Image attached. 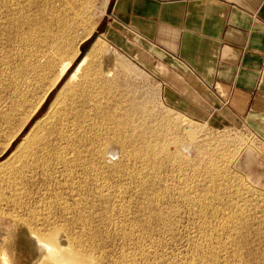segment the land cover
<instances>
[{
  "label": "rangeland",
  "instance_id": "374dc122",
  "mask_svg": "<svg viewBox=\"0 0 264 264\" xmlns=\"http://www.w3.org/2000/svg\"><path fill=\"white\" fill-rule=\"evenodd\" d=\"M111 1L104 8L106 0H0V209L20 215L48 210L50 218L60 221L62 209L70 207L66 209L69 218L87 222L85 229L72 226L71 233L85 234L83 244L98 264H264V190L251 184L237 168L244 147L256 145L253 135L243 125L201 119L173 104L162 80L105 35ZM94 23L96 29L83 40ZM98 38L103 40L102 54L88 58L83 67L93 71L94 81L84 86L83 72L69 81ZM71 59L69 70L42 102L62 64ZM63 87L67 95L72 92L75 97L69 95L70 101L64 92L60 109L57 106L54 113L49 112ZM110 111L132 121L137 131L151 133L148 136L160 152L157 166L150 168L142 161L143 154L141 161L131 158L140 149L131 143L123 149L114 145V156L89 160L95 145L113 140L117 129L105 118ZM60 114L62 119H58ZM40 134L44 139L37 145L35 135ZM97 135L102 139H96L100 138ZM31 141L34 150L37 145L36 165L14 175L17 165L13 159L21 150L25 156ZM43 143L50 147L47 152ZM70 145L72 149L81 147L85 156L77 166L67 167L57 161L61 148ZM85 149L90 150L88 154ZM50 151L55 153L53 158ZM44 160L46 168L41 166ZM160 213L162 220L157 218Z\"/></svg>",
  "mask_w": 264,
  "mask_h": 264
},
{
  "label": "crops",
  "instance_id": "0c3cea01",
  "mask_svg": "<svg viewBox=\"0 0 264 264\" xmlns=\"http://www.w3.org/2000/svg\"><path fill=\"white\" fill-rule=\"evenodd\" d=\"M105 35L179 108L245 126L237 168L264 190V0H112Z\"/></svg>",
  "mask_w": 264,
  "mask_h": 264
},
{
  "label": "bare ground",
  "instance_id": "6f19581e",
  "mask_svg": "<svg viewBox=\"0 0 264 264\" xmlns=\"http://www.w3.org/2000/svg\"><path fill=\"white\" fill-rule=\"evenodd\" d=\"M17 1V0H16ZM35 1H37V0H35ZM56 1V0H55ZM75 1V0H74ZM12 2H15V1H12ZM34 2V1H33ZM38 2H39V0H38ZM37 2V3H38ZM47 2V1H46ZM51 2V1H50ZM77 2V1H76ZM29 3H30V1H29ZM36 3V2H35ZM60 3V2H59ZM70 3V2H69ZM107 3H108V0H106V2H105V4H104V8H106V5H107ZM20 4V3H19ZM39 4V3H38ZM21 5V4H20ZM57 5V4H56ZM60 5V4H59ZM58 6V5H57ZM86 6H87V4H86ZM19 7V6H18ZM24 7V6H23ZM23 7H21V13L23 12L22 11V8ZM32 7V6H31ZM34 7V6H33ZM90 7V6H89ZM28 8V7H27ZM50 8V7H49ZM103 8V9H104ZM17 9H19V8H17ZM31 9V8H30ZM36 9V8H35ZM55 9H56V7H55ZM24 10V9H23ZM52 10V9H51ZM28 11H30V10H28ZM105 11V10H104ZM17 12V11H16ZM20 12V11H19ZM18 12V13H19ZM32 12H34V11H32ZM44 12V11H43ZM25 13V12H24ZM49 13H51V12H49ZM17 14V13H16ZM26 14H28V13H26ZM33 14V16H34V13H32ZM55 14V13H54ZM76 14V13H75ZM37 15V14H36ZM80 15V14H79ZM78 15V16H79ZM27 16V15H26ZM39 16V15H38ZM46 16V15H45ZM44 16V17H45ZM13 17H15L14 15H13ZM19 17V16H18ZM27 17H30L29 15L27 16ZM17 18V17H16ZM31 18V17H30ZM49 18V17H48ZM56 18V16L54 17V19ZM28 19V18H27ZM34 19V18H33ZM40 19V18H39ZM59 19V18H58ZM61 19V18H60ZM64 19V18H63ZM62 19V20H63ZM21 20V19H20ZM31 20V19H30ZM53 20V19H52ZM11 21H13V20H11ZM17 21V20H16ZM22 21V20H21ZM27 21H29V20H27ZM31 21H33V20H31ZM44 21V20H43ZM58 21V20H57ZM24 22H25V18H24ZM30 22V21H29ZM34 23H36L37 21L35 20V21H33ZM41 22V21H40ZM51 22V21H50ZM15 23V22H14ZM13 23V24H14ZM31 23V22H30ZM38 23H39V21H38ZM45 23V22H44ZM48 23V22H47ZM11 24H12V22H11ZM18 24V23H17ZM22 24H23V22H22ZM32 24V23H31ZM37 24V23H36ZM35 24V25H36ZM43 24V23H42ZM59 24V23H58ZM62 24V23H61ZM26 25H27V23H26ZM25 25V26H26ZM34 25V24H33ZM97 23L95 24L94 23V25L93 26H91V29H90V31H89V33L87 34V36H85L84 37V39L83 40H86V39H88L89 37H90V35L93 33V31L96 29V27H97ZM13 26V25H12ZM19 26V25H18ZM44 26V25H43ZM46 26H47V24H46ZM56 26V25H55ZM58 26V25H57ZM11 27V26H10ZM22 27H24L23 25H22ZM28 27V26H27ZM39 27H41V26H39ZM45 27V26H44ZM19 28V27H18ZM51 28V27H50ZM6 29V28H5ZM14 29V28H13ZM12 29V30H13ZM15 29H17V28H15ZM21 29V28H20ZM33 29V28H32ZM36 28H34V30H35ZM49 29V28H48ZM23 30V29H22ZM62 30V29H61ZM13 31H15V30H13ZM17 31V30H16ZM32 31V30H31ZM43 31V30H42ZM59 31H60V29H59ZM64 31V30H63ZM21 32V31H20ZM33 32V31H32ZM3 33V32H2ZM24 33H27V32H24ZM37 33V32H36ZM44 33V32H43ZM47 33H49V32H47ZM10 34V33H9ZM61 34H64V33H61ZM16 35V34H15ZM30 35V34H29ZM33 35V34H32ZM53 34H51V36H52ZM65 35V34H64ZM10 36V35H9ZM34 36V35H33ZM51 36H49V34H48V37H51ZM54 36V35H53ZM63 36V35H62ZM12 37V36H11ZM45 37H47V36H45ZM102 37V36H101ZM43 38H44V36H43ZM52 38V37H51ZM61 38V37H60ZM26 40H27V38H25ZM30 39V38H29ZM32 39V38H31ZM50 39V38H49ZM48 39V41H50ZM54 39V38H53ZM64 39V38H63ZM68 39V38H67ZM19 40V39H18ZM62 40V39H61ZM16 41V40H15ZM14 41V42H15ZM34 41V40H33ZM42 41V40H41ZM46 41V43H47V40H44V42ZM53 41V40H52ZM58 41V40H57ZM43 42V43H44ZM102 42H103V40H102V38H98L97 40H96V42L93 44V46L91 47V49H90V51H89V53L87 54V56L85 57V58H83V60H82V62H80V64L78 65V67L76 68V70L72 73V75H71V77H70V80L69 81H71V80H75L77 77H79L81 74V72H83V75L82 76H80V78H83V80H85V82H86V84H84V86H86L87 85V81L89 82L90 80V82H92V81H94V80H92V79H94L93 77H94V75L92 74L93 73V71H89V70H84L83 69V67L85 66V63L88 61L87 59L88 58H93V57H96V55L97 54H99V53H101L102 54V52H101V50L103 51V44H102ZM26 43H28V42H26ZM25 43V44H26ZM24 44V45H25ZM55 44V43H54ZM53 44V45H54ZM46 46V45H45ZM44 46V47H45ZM20 47V46H19ZM28 47V46H27ZM50 47V46H49ZM48 47V48H49ZM35 48V47H34ZM33 48V49H34ZM40 49H42V48H40ZM52 49V48H51ZM55 50V49H54ZM63 50V49H62ZM22 51V50H21ZM58 51H59V48H58ZM39 52V51H38ZM43 52V51H42ZM4 53V52H3ZM23 53H24V51H23ZM60 53V52H59ZM104 53H105V51H104ZM14 54V53H13ZM23 55V54H22ZM41 55V54H40ZM100 55V54H99ZM24 56V55H23ZM27 56V55H26ZM31 56V55H30ZM57 56H59V55H57ZM6 57V56H5ZM32 57V56H31ZM35 57V56H34ZM33 57V58H34ZM44 57V56H43ZM65 57V56H64ZM97 57H99V56H97ZM16 58H18V56L16 57ZM28 58V57H27ZM27 58H26V62L28 63V61H27ZM41 58V57H40ZM75 58V57H74ZM13 59H14V57H13ZM21 59V58H20ZM23 59V58H22ZM25 59V58H24ZM28 59H30V58H28ZM45 59V58H44ZM95 59V58H94ZM15 60V59H14ZM17 60V59H16ZM19 60V59H18ZM31 60V59H30ZM74 59H71V60H66L63 64H62V66H61V68L59 69V72H58V75H57V77L54 79V81L51 83V85H50V87L48 88V90L46 91V93H45V95H44V97H41L42 98V102L46 99V97H47V95L51 92V90L59 83V81L62 79V77L65 75V73L69 70V68L71 67V64H72V61H73ZM98 60V59H97ZM5 61H6V59H5ZM24 62V61H23ZM25 62V63H26ZM30 62V61H29ZM6 63V62H5ZM8 63V62H7ZM11 63V62H10ZM17 63V62H16ZM19 63V62H18ZM22 63V62H21ZM48 63V62H47ZM51 62H49V64H50ZM53 63V62H52ZM15 64V63H14ZM54 64H55V62H54ZM53 64V66H55ZM11 65V64H10ZM10 65H8V66H10ZM51 65V64H50ZM16 66V65H15ZM26 66H28V65H26ZM17 67V66H16ZM46 67V66H45ZM48 67V66H47ZM54 68V67H53ZM90 68V67H89ZM101 69V68H100ZM20 70H22V69H20ZM53 72V71H52ZM22 73V72H21ZM27 73V72H26ZM30 73V72H29ZM98 73V72H97ZM96 73V74H97ZM17 74V73H16ZM5 77V76H4ZM3 77V78H4ZM100 78V77H99ZM96 79V78H95ZM98 81V80H97ZM81 82V81H80ZM89 82V83H90ZM95 83H96V81H95ZM16 84V83H15ZM69 83L67 82V84H66V86L68 85ZM91 84V83H90ZM93 84H94V82H93ZM78 85H80V84H78ZM65 86V85H64ZM65 86V87H66ZM81 86H82V84H81ZM97 86V85H96ZM65 87H63L61 90H60V92L58 93V95H57V97H56V99H55V101L50 105V108H49V112H51V113H54V111H56L55 110V108L58 106V104L61 102L60 101V99H61V97L66 93V91H65ZM78 87H80V86H78ZM78 87H76V89L77 90H79V88ZM89 87H90V85H89ZM111 87V86H110ZM74 88V87H73ZM94 89L96 88L95 86L93 87ZM100 88V87H99ZM68 89V88H67ZM72 89V88H71ZM81 89H82V87H81ZM84 89H87V88H85L84 87ZM105 89V88H104ZM109 89V88H108ZM71 91H73V89L71 90ZM74 91H76V90H74ZM80 91V90H79ZM78 91V92H79ZM85 91V90H84ZM89 91V90H88ZM90 91H91V87H90ZM102 91H103V89H102ZM65 92V93H64ZM95 92V91H94ZM105 93H106V91H105ZM68 94V92L65 94V95H67ZM72 94H73V97H75V93H72L71 92V94H69V95H71L72 96ZM87 94V93H86ZM107 94H108V92H107ZM64 95V96H65ZM69 95H67V97L69 96ZM91 95V94H90ZM89 95V96H90ZM63 96V97H64ZM93 96H94V94H93ZM105 96V95H104ZM91 97H92V95H91ZM94 97H96V96H94ZM97 98V97H96ZM64 99V98H63ZM68 99H69V97H68ZM72 99V98H71ZM92 99H94V98H92ZM98 99V98H97ZM97 99L96 100H94V101H97ZM67 100V99H66ZM65 100V101H66ZM70 100V99H69ZM60 101V102H59ZM64 101V102H65ZM71 101V100H70ZM74 101L75 100H73V103H74ZM93 101V100H92ZM42 102L40 103L39 102V104L41 105L42 104ZM67 102H68V100H67ZM66 102V103H67ZM98 102V101H97ZM62 103V102H61ZM65 103V104H66ZM70 103V102H69ZM72 103V102H71ZM72 103V104H73ZM18 104V103H17ZM39 105V106H40ZM95 106V105H94ZM93 106V107H94ZM101 106V105H100ZM97 107V106H96ZM99 107V106H98ZM97 107V109H99ZM118 107V106H117ZM58 108H59V106H58ZM64 108H65V105H64ZM68 108V107H67ZM70 108V107H69ZM68 108V109H69ZM38 109V108H37ZM37 109H35L36 111H37ZM60 109V108H59ZM66 109V108H65ZM64 109V110H65ZM71 109V108H70ZM114 109V108H113ZM34 110V112H36ZM95 110V109H94ZM100 110V109H99ZM99 110H97L96 112H98ZM111 110V109H110ZM72 111V110H71ZM102 111V110H101ZM101 111H99L100 113H102ZM104 111V110H103ZM59 112V111H58ZM66 112V111H65ZM68 112V111H67ZM95 112V111H94ZM98 112V113H99ZM115 112V111H114ZM114 112H111L110 111V113H108L106 116H105V118L107 119V121H111V123L116 127V129L117 130H115L116 132L115 133H113L114 135H113V140L111 139V140H107L105 143L103 142V140H102V142L104 143L103 145H100L99 143V146H96L95 145V148L93 149V151H91L90 153H91V158L89 159V160H91V161H93V162H96V161H98L99 159H102V158H104L105 156H114L115 155V153H116V150H115V147H113L114 145H116V146H118L119 148H121V149H123L126 145H128L129 143H131L132 145H135V146H137V145H140V149H136V151L134 152L136 155H133V157H131V158H136V160L138 159V160H140V159H142L143 157L141 156V154H143L145 157L144 158H146V159H144L143 158V160L142 161H146V164L147 163H149V164H147L150 168H154L155 166H157V164H156V161H157V156H158V153H160L158 150H157V146H156V143H154L152 140H151V138L149 137L150 135L149 134H151L150 132H148V131H137V125H133V122L132 121H125L124 119H121V118H118V116H116V115H114ZM69 114H71V113H69ZM117 114V113H116ZM47 115H49L50 116V114H47ZM61 115V114H60ZM60 115H58V116H60ZM66 115H67V113H66ZM102 115V114H101ZM48 116V118L50 119V117ZM57 115H55V117H56ZM67 118V117H66ZM56 118H54V120H55ZM58 119H62V115H61V117L60 118H58ZM124 120V121H123ZM126 120H128V119H126ZM49 121V120H48ZM56 121V120H55ZM62 121V120H61ZM47 122V121H46ZM50 122V121H49ZM53 122V121H52ZM52 122H51V124H52ZM43 123V122H42ZM48 123V122H47ZM50 124V123H49ZM55 124V123H54ZM61 124V123H60ZM59 124V122H58V125H60ZM78 124V123H77ZM45 125H47V124H45ZM45 125H44V127H45ZM58 125H56V126H58ZM63 125V124H62ZM74 125V124H73ZM55 126V127H56ZM111 126V125H110ZM51 127V126H50ZM59 127H61V126H59ZM63 128H64V126H62ZM61 127V128H62ZM66 127V126H65ZM79 127V126H78ZM113 127V126H112ZM45 128H47V127H45ZM57 128V127H56ZM74 128H75V126H74ZM128 128H131V130H128L127 131V129ZM44 129V128H43ZM42 129V130H43ZM48 129V128H47ZM50 129V128H49ZM48 129V130H49ZM54 129V128H53ZM73 129V128H72ZM81 129V128H80ZM79 129V130H80ZM112 129V128H111ZM45 130V129H44ZM67 130V127H66V129L64 130V131H66ZM69 130V129H68ZM76 130H78V129H76ZM79 130H78V133H79ZM51 131V130H50ZM55 131V130H54ZM60 131V130H59ZM58 131V132H59ZM74 131V130H73ZM72 131V132H73ZM84 131H85V129H84ZM87 131V130H86ZM108 131V130H107ZM112 131V130H111ZM42 132H44V131H42ZM57 132V131H56ZM56 132H54V133H56ZM77 132V131H76ZM76 132H75V134H76ZM80 132H81V130H80ZM38 133V132H37ZM53 133V134H54ZM62 133V132H61ZM66 132H64V134H65ZM70 133H71V131H70ZM81 133H83V132H81ZM100 134L101 133H103L102 131L101 132H99ZM106 133V132H105ZM108 133V132H107ZM110 133V132H109ZM112 133V132H111ZM149 133V134H148ZM194 133V132H193ZM46 134H47V131H46ZM52 134V133H51ZM52 134V135H53ZM59 134V133H58ZM63 134V133H62ZM74 134V133H73ZM97 134H98V132H97ZM43 135V134H42ZM65 135H67V134H65ZM65 135L63 136V137H65ZM77 135V134H76ZM85 135V134H84ZM93 135L95 136L96 135V133H93ZM111 135V134H110ZM149 135V136H148ZM35 136H37V137H35L36 138V142H37V145H38V143H40V142H43V137H41V134H40V136L39 135H35ZM50 136V135H49ZM48 136V137H49ZM55 136V135H54ZM68 136H70V134L68 135ZM77 136H80V135H77ZM97 136H99V135H97ZM105 136H107V135H105ZM104 136V137H105ZM44 137H45V135H44ZM56 137H57V135H56ZM67 137V136H66ZM84 137V136H83ZM89 137V136H88ZM96 137V136H95ZM95 137H93V138H95ZM100 138H96V139H102L101 137H102V135L101 136H99ZM149 137V138H148ZM47 138V137H46ZM59 138V137H58ZM57 138V139H58ZM67 138H69V137H67ZM70 138L72 139V137L70 136ZM77 138V137H76ZM81 138V137H80ZM86 136H85V140H86ZM90 138V137H89ZM106 138H108V136L106 137ZM106 138H104L105 140H106ZM53 139V138H52ZM51 139V140H52ZM59 139H61V138H59ZM82 139V138H81ZM81 139H78V140H81ZM46 140H49V139H46ZM46 140H44V141H46ZM69 140V139H68ZM67 140V141H68ZM73 140V139H72ZM74 140H75V138H74ZM91 140V139H90ZM94 140V139H93ZM104 140V141H105ZM56 141V140H55ZM64 141H66V140H63V142ZM83 141H84V139H83ZM83 141H80V142H82L83 143ZM95 141V140H94ZM97 142H98V140H96ZM32 142L33 141H31V143H28V144H26V149H28V153H26V155L24 156L21 152H22V150H21V152L18 154V155H15V158L13 159L14 160V163H16V165H17V168L15 169V171L13 172L14 173V175H18V173H21L22 172V170H26V169H28L29 167H34L36 164H35V160H33V158L35 157V153L36 152H34L35 150H36V148H37V145H36V148H35V150H34V147L35 146H33L34 144H32ZM50 142H52V141H50ZM57 142V141H56ZM61 142V141H60ZM72 142V141H71ZM70 142V143H71ZM89 141H87V143H88ZM97 142H92V144L91 145H93V143H95V144H97ZM156 142V141H155ZM34 143H35V140H34ZM49 143V142H48ZM73 143V142H72ZM75 143H78V144H80L79 142H76L75 141ZM75 143H73V144H75ZM86 143V142H85ZM86 143V144H87ZM46 144H47V142H46ZM45 144V147L47 146ZM52 144V143H51ZM54 144V143H53ZM59 144V143H58ZM63 144V143H62ZM77 144V145H78ZM97 144V145H98ZM49 145H50V143H49ZM56 145H57V143H56ZM64 145H66V144H64ZM69 145V144H68ZM91 145H89V148H90V146ZM41 146V145H40ZM53 146H55V145H53ZM53 146H52V148H51V150L53 149ZM76 146V145H75ZM74 146V147H75ZM78 146H80V145H78ZM42 147V146H41ZM41 147L39 148V149H41ZM43 147H44V143H43ZM44 147V152H47L45 149H50V147L49 148H45ZM48 147V146H47ZM56 147H59V145L58 146H56ZM77 147V146H76ZM92 147V146H91ZM55 148V147H54ZM60 148H61V146H60ZM71 148V149H70ZM57 150H59V148H56ZM62 150L60 151V152H58V153H60V155L58 154V163L60 162L61 164H63L64 166H67V167H69V166H77V164L81 161V160H83L84 158V156L85 155H82V151L80 150L81 149V147H80V149L79 148H73L72 149V145H70V146H68V147H64V148H61ZM84 149V148H83ZM82 149V150H83ZM163 149V148H162ZM86 150V149H85ZM53 151H55V150H53ZM87 151L89 152L90 150H86V153H87ZM161 151V150H160ZM163 151H164V149H163ZM166 151V150H165ZM41 152V151H40ZM50 152H52V151H50ZM49 152V153H50ZM24 153V152H23ZM53 153L54 152H52V153H50L49 155L51 156L50 158H53L54 156H53ZM45 154V153H44ZM55 154V153H54ZM85 154V153H84ZM88 154V153H87ZM86 154V155H87ZM43 155V154H42ZM56 155H57V153H56ZM62 155V156H61ZM70 155H72V156H74V158L72 159L71 157H70ZM38 156V155H37ZM47 156H48V154H47ZM53 156V157H52ZM89 156V155H88ZM89 156V157H90ZM44 157V156H43ZM45 157H46V154H45ZM57 157V156H56ZM55 157V158H56ZM142 157V158H141ZM48 158H49V156H48ZM47 158V159H48ZM49 158V159H50ZM55 158H54V161H55ZM87 158V157H86ZM141 161V160H140ZM39 162H40V160H39ZM43 162V161H42ZM45 162H47V161H45L44 160V163H42L43 165H41V166H43V167H47L46 166V164H48V163H45ZM52 162V161H51ZM50 162V163H51ZM55 163V162H54ZM58 163H56V164H58ZM13 164V163H12ZM37 164H38V162H37ZM61 164H59V165H61ZM145 164V165H146ZM14 165V164H13ZM50 165V164H49ZM14 166H12V168H13ZM14 170V169H13ZM12 171V170H11ZM13 173H11L12 175H13ZM15 201V200H14ZM14 201H13V203H14ZM60 201V200H59ZM58 202V201H57ZM57 202H54V203H57ZM17 204V203H16ZM51 204V203H50ZM53 204V203H52ZM51 204V205H52ZM60 204V203H59ZM61 205V204H60ZM5 206V205H4ZM66 207V206H65ZM79 207V206H78ZM60 208V207H59ZM58 208V209H59ZM67 208H70V207H67ZM67 208H65V209H62V214L60 215L61 216V219H60V221H57L56 219H54L53 217L52 218H50L52 215H51V213H49L48 212V210H47V213H42V214H37V215H35L34 213H36V212H34V213H32V214H27V215H20L19 213H16V212H14V213H8V212H5L4 210H2V209H0V264H98V261H97V259L92 255V253L89 251V249H87V247H85L86 245H84L83 244V238H82V236L83 235H85L84 233L82 234V236L81 235H75V234H73V233H71V227L72 226H74V225H78L79 224V226H81L82 227V229H85V228H87V222H83V220L82 219H78L77 217L76 218H73V219H71V218H69L68 216L70 215V212L68 213V211H69V209H67ZM75 208V207H74ZM60 209V210H61ZM68 211H67V210ZM79 209V208H78ZM64 210H65V212H64ZM15 211V210H14ZM74 211V210H73ZM78 211V210H77ZM80 211V210H79ZM51 212V211H50ZM53 212V211H52ZM59 212V211H58ZM80 213V212H79ZM35 216H34V215ZM58 214V213H57ZM72 214V213H71ZM76 214V213H75ZM72 216V215H71ZM70 216V217H71ZM59 217V215L57 216V218ZM85 218H87L86 216H84ZM156 217V216H155ZM56 218V217H55ZM81 218V217H80ZM157 218L159 219V220H162L163 219V216H162V214L160 213V214H158V216H157ZM59 220V219H58ZM85 221H86V219H85ZM82 222V223H81ZM73 229V228H72ZM81 229V230H82ZM87 230V229H86ZM84 232V231H83ZM78 233V232H77ZM86 237V236H85ZM87 237H89L88 235H87ZM236 237V236H235ZM232 239V238H231ZM85 240H87V239H85ZM87 242V241H86Z\"/></svg>",
  "mask_w": 264,
  "mask_h": 264
}]
</instances>
